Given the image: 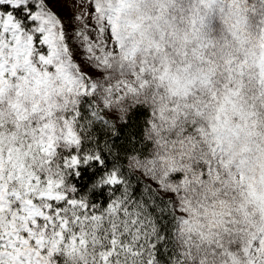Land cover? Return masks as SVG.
I'll use <instances>...</instances> for the list:
<instances>
[{
    "label": "snow or ice",
    "instance_id": "6c2138e0",
    "mask_svg": "<svg viewBox=\"0 0 264 264\" xmlns=\"http://www.w3.org/2000/svg\"><path fill=\"white\" fill-rule=\"evenodd\" d=\"M0 264H264V0H0Z\"/></svg>",
    "mask_w": 264,
    "mask_h": 264
}]
</instances>
